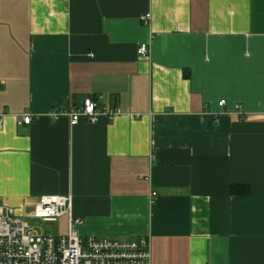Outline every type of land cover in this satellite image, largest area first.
Masks as SVG:
<instances>
[{"label":"crops","instance_id":"crops-1","mask_svg":"<svg viewBox=\"0 0 264 264\" xmlns=\"http://www.w3.org/2000/svg\"><path fill=\"white\" fill-rule=\"evenodd\" d=\"M96 95L120 114L51 116ZM0 115L27 225L69 194L77 235L144 237L150 264H264V0H0Z\"/></svg>","mask_w":264,"mask_h":264},{"label":"built area","instance_id":"built-area-1","mask_svg":"<svg viewBox=\"0 0 264 264\" xmlns=\"http://www.w3.org/2000/svg\"><path fill=\"white\" fill-rule=\"evenodd\" d=\"M146 22L148 14L141 15ZM136 53L146 56L144 44ZM100 95L84 97L79 106L53 111L51 116L60 114L75 122L79 117L94 123L100 116L107 120L120 114L116 106L99 105ZM217 104L222 106L224 100ZM18 122L28 124L31 116L23 113L16 116ZM2 116L0 115V125ZM71 195H40L30 211V218L50 221L65 214L67 231L63 234H39L17 215L11 207L0 204V264H150L148 242L144 237L117 239L111 237L79 236L74 225L80 220L70 214Z\"/></svg>","mask_w":264,"mask_h":264},{"label":"rangeland","instance_id":"rangeland-1","mask_svg":"<svg viewBox=\"0 0 264 264\" xmlns=\"http://www.w3.org/2000/svg\"><path fill=\"white\" fill-rule=\"evenodd\" d=\"M29 229L35 230L39 234H55L57 231V223L55 221L28 220Z\"/></svg>","mask_w":264,"mask_h":264},{"label":"trees","instance_id":"trees-1","mask_svg":"<svg viewBox=\"0 0 264 264\" xmlns=\"http://www.w3.org/2000/svg\"><path fill=\"white\" fill-rule=\"evenodd\" d=\"M230 190L232 192L234 190V187L231 186ZM246 192H248V189H246Z\"/></svg>","mask_w":264,"mask_h":264}]
</instances>
